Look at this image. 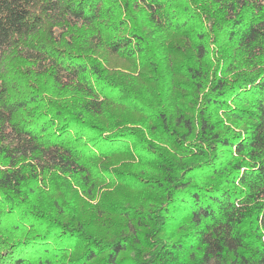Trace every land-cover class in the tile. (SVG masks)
<instances>
[{
    "label": "clouds",
    "instance_id": "1",
    "mask_svg": "<svg viewBox=\"0 0 264 264\" xmlns=\"http://www.w3.org/2000/svg\"><path fill=\"white\" fill-rule=\"evenodd\" d=\"M0 264H264V0H0Z\"/></svg>",
    "mask_w": 264,
    "mask_h": 264
}]
</instances>
